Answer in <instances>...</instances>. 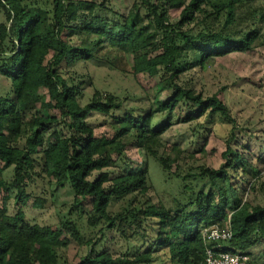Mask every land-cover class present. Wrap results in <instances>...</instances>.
Segmentation results:
<instances>
[{"label":"trees","instance_id":"16d2710c","mask_svg":"<svg viewBox=\"0 0 264 264\" xmlns=\"http://www.w3.org/2000/svg\"><path fill=\"white\" fill-rule=\"evenodd\" d=\"M110 2L0 0V78L9 88L0 97V264H68L58 253L71 244L87 252L77 264H202L201 231L227 221L232 238L219 246L249 257L264 242V206L244 199L256 192L264 197L260 171L241 146L233 148L231 134L220 168L199 166L181 175L183 151L168 149L163 135L175 113L178 124L229 121L216 95L203 98L176 81L215 59L264 47V0H133L117 19L107 16ZM170 12L177 13L176 22ZM71 35L83 38L80 45L71 44ZM102 47L130 56L133 79H159L147 110L128 109L110 138L96 137L86 120L92 113L114 114L123 100L95 89L81 105L85 82L60 73L63 66L94 60ZM44 111L55 114L45 117ZM132 144L145 158L141 170L128 166L125 152ZM148 161L161 171L162 183H177L171 208L149 196ZM9 169L13 176L6 182ZM49 189L72 194L67 217L59 226L30 224L22 209L30 200L32 209L46 208ZM10 199L19 206L14 215L8 214ZM82 202H89L88 213ZM110 232L123 242L118 254L95 249Z\"/></svg>","mask_w":264,"mask_h":264},{"label":"rangeland","instance_id":"374dc122","mask_svg":"<svg viewBox=\"0 0 264 264\" xmlns=\"http://www.w3.org/2000/svg\"><path fill=\"white\" fill-rule=\"evenodd\" d=\"M188 1V0H186ZM133 4V0H111L110 7L112 15L109 18L117 19L121 15H126ZM170 21H177V13L170 12ZM4 22V16L0 13V23ZM194 31L199 27H190ZM72 45H80V36L71 35L68 38ZM95 59L88 62H81L77 65L62 67L61 76L69 79L70 75H76L85 82L82 89L83 105L97 89L103 94H114L123 100V105L114 114L99 115L91 114L87 118V124L92 128L96 137H112L114 131L112 126L121 118L128 109L135 112L146 111L149 100L155 94V85L159 79L138 76L133 79L128 75L131 66L130 56L125 58L110 51L106 47L94 51ZM179 86H186L193 89L195 94H201L203 98H210L216 95L217 98L227 107L229 111V121L219 117L203 121H195L187 124L174 123L177 113L173 114L171 128L163 135V141L169 149L172 145H177L183 151V162L181 175L195 171L196 167L204 166L210 169H218L222 166L221 154L225 151V142L232 134L234 142L238 148L241 146L242 154L246 155L248 162H251L260 171L258 183L264 182V47L248 51L246 53H235L229 56L215 59L212 66L201 71L193 68L183 74L177 81ZM9 92L8 83L0 78V97L6 96ZM148 97H146V95ZM163 95H160V99ZM45 117H50L55 112H40ZM158 121V120H156ZM60 131L62 135L66 131L61 127H52L51 130ZM203 149V151H201ZM202 152V153H201ZM194 153V160L188 158ZM125 157L128 166L133 170H141L145 164L142 151L133 145L126 148ZM260 160V161H258ZM260 162V163H259ZM148 175L150 178L149 196L153 203L162 202L166 208H171L173 198L177 194L175 180H167L162 183V174L154 162H147ZM191 168V169H189ZM175 167H172V172ZM115 173V172H114ZM12 169L3 174L6 182L11 181ZM207 188V187H206ZM203 189L206 191L207 189ZM46 195L51 197V203L46 208L38 210L30 207L32 200L22 209L25 219L30 224L38 226H59V222L64 220L72 206V194L67 189L46 191ZM13 197V195H12ZM1 199V196H0ZM246 201L260 206H264V197L259 192L255 195L247 193ZM1 202V200H0ZM8 214L14 215L19 206L14 205L12 199L7 203ZM82 210L88 213L89 202H82ZM113 209V211H115ZM153 235V234H152ZM118 254L124 250L123 242H119L115 233L110 232L106 236V243L101 247H96L97 251L102 249ZM84 248H77L71 244L67 249L58 254L62 261L66 258L68 264H77L78 259L86 255ZM62 263V262H61ZM248 264H264V242L249 250Z\"/></svg>","mask_w":264,"mask_h":264},{"label":"built area","instance_id":"2783aa9c","mask_svg":"<svg viewBox=\"0 0 264 264\" xmlns=\"http://www.w3.org/2000/svg\"><path fill=\"white\" fill-rule=\"evenodd\" d=\"M204 244V260L202 264H247L249 257L244 254H232L223 251L220 243L231 240L232 233L229 222L223 228L212 225L201 231Z\"/></svg>","mask_w":264,"mask_h":264}]
</instances>
